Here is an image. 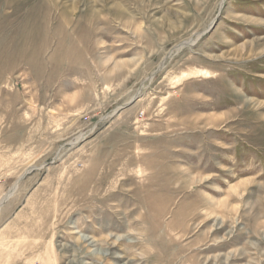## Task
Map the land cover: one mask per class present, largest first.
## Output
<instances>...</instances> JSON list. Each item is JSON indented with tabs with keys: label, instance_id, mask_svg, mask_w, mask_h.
Instances as JSON below:
<instances>
[{
	"label": "rangeland",
	"instance_id": "374dc122",
	"mask_svg": "<svg viewBox=\"0 0 264 264\" xmlns=\"http://www.w3.org/2000/svg\"><path fill=\"white\" fill-rule=\"evenodd\" d=\"M0 264H264V0H0Z\"/></svg>",
	"mask_w": 264,
	"mask_h": 264
},
{
	"label": "bare ground",
	"instance_id": "6f19581e",
	"mask_svg": "<svg viewBox=\"0 0 264 264\" xmlns=\"http://www.w3.org/2000/svg\"><path fill=\"white\" fill-rule=\"evenodd\" d=\"M222 1H224V0H222ZM220 4H221V3H220ZM199 37H200V36H199ZM199 37H198V38H199ZM196 40H197V39H196ZM179 50H180V49H179Z\"/></svg>",
	"mask_w": 264,
	"mask_h": 264
},
{
	"label": "water",
	"instance_id": "95a60500",
	"mask_svg": "<svg viewBox=\"0 0 264 264\" xmlns=\"http://www.w3.org/2000/svg\"><path fill=\"white\" fill-rule=\"evenodd\" d=\"M7 198H8V196L5 199H7Z\"/></svg>",
	"mask_w": 264,
	"mask_h": 264
}]
</instances>
